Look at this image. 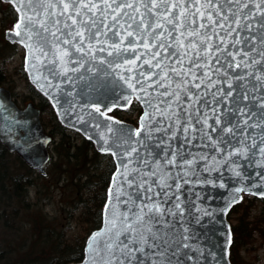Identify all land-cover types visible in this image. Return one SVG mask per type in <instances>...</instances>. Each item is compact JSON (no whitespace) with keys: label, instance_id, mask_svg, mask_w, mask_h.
<instances>
[{"label":"snow or ice","instance_id":"obj_1","mask_svg":"<svg viewBox=\"0 0 264 264\" xmlns=\"http://www.w3.org/2000/svg\"><path fill=\"white\" fill-rule=\"evenodd\" d=\"M16 9L9 35L45 95L86 85L80 122L89 108L119 125L107 113L121 100L144 105L139 127L106 125L114 136L101 150L117 168L84 264H199L187 225L209 213L182 189L250 168L264 198V0H16ZM110 90L107 104L88 95Z\"/></svg>","mask_w":264,"mask_h":264},{"label":"water","instance_id":"obj_2","mask_svg":"<svg viewBox=\"0 0 264 264\" xmlns=\"http://www.w3.org/2000/svg\"><path fill=\"white\" fill-rule=\"evenodd\" d=\"M1 1L10 2L17 12L16 0ZM17 22L18 18L15 24ZM13 30L14 26L12 29H9L5 32L6 39L11 43L17 42L21 44L18 42V38L9 35V33ZM24 49V69L31 84L49 99L58 117V120L64 126L79 131L85 138L89 139V137H91L89 140L94 143L98 151L103 152L101 150V145L104 143L105 138L114 136V133L107 132L106 125L112 124L114 129L120 127L135 129L139 127V120L143 114L144 105L139 103L134 96L132 97L131 102L137 101L142 108L137 124L121 120L107 113L109 117H112L114 120L120 122L119 125H116L113 124L112 121L107 120L105 117L100 116L99 113H95L93 109L89 108L84 109V112L91 111L93 116L90 117L88 115H84V122H80V120L77 119V115L82 114L81 105L85 104L87 96L82 97L77 93H79L82 89L87 93L88 89L86 85L83 83L77 84L75 90L65 85L64 89L55 96L52 95V90H48L49 95H45V90L41 89L33 81L32 77L26 70L27 50L25 47ZM120 90L121 89L119 85H116L115 92L118 94ZM69 91H73L74 94L72 96H68L67 92ZM128 94V92L124 93V95ZM88 95H91L94 100H103L104 103L107 104L110 103V99L108 98L113 95V92L110 90L106 93V96H102L99 92L92 91L88 93ZM130 104H127L125 101L121 100L120 105L115 108L124 109ZM72 106H74V110L68 111V109H70ZM101 111H105L103 106H101ZM94 124L98 125V127H93ZM51 140L52 136L44 128L41 120V109L37 107L32 101L28 102L25 107H20L13 99L11 90L5 86H0V141L6 146V148L11 152H16L28 165L45 174L46 165L49 162L51 156L49 151V143ZM113 158L116 166L112 173L111 179L117 168V157L113 156ZM241 171L244 173V175L242 177H236L226 168L221 169L223 183L225 185L224 188L219 187L221 182V173L213 172L211 174V178L215 180L216 186L210 184L194 183L186 185L182 189L183 198L186 201L195 202L202 209H206L209 213L208 215L202 216L199 223H196L194 219L190 218L191 222L189 225H187L192 229L196 236V239H194L192 243H198L199 247L203 251V255L199 258V264H232L229 258L230 247L227 244L229 229L232 239V229L227 218V211L236 202H229L232 200L233 196L243 197L245 194L258 195L253 193H259L262 190L260 186V177L255 175V172L257 171L256 169L243 168ZM204 176L207 177L208 174L205 173ZM254 182L257 183V187H252ZM110 184L111 180L109 186ZM237 187H245L246 189L250 188L251 191L235 193L234 189ZM197 194H199V200H197ZM194 214L200 215V213ZM102 226L103 223L99 228L94 229L88 236L84 247L83 259L77 262H71L69 264H84L87 242L92 233L100 229ZM195 255L196 254L193 253V256Z\"/></svg>","mask_w":264,"mask_h":264},{"label":"trees","instance_id":"obj_3","mask_svg":"<svg viewBox=\"0 0 264 264\" xmlns=\"http://www.w3.org/2000/svg\"><path fill=\"white\" fill-rule=\"evenodd\" d=\"M17 20V14L12 4L0 1V31L8 29ZM6 45L11 46L8 42ZM2 74L0 73V80ZM29 86L40 97L38 106L43 111L42 121L45 127L49 128V132L53 135L52 141V154L47 167L46 175L39 177L50 178L54 180L50 183L51 186H60L59 182L63 181V185H71L76 190L75 206L82 205V214L86 215L85 223H88L86 230L90 233L93 229L98 228L102 223L103 206L107 198V189L111 180L112 173L115 169V161L110 153L99 152L93 142L83 137L79 132L69 129L57 119L52 104L50 101L38 92L33 85ZM141 107L138 103L133 102L131 106L125 110L114 109L110 113L120 119L136 122V117L133 116L140 114ZM125 113L128 116L125 117ZM48 114H51L49 116ZM79 138V139H77ZM6 147L0 142V184L3 181L1 176L5 173L3 170L9 169L10 162L13 160ZM15 162L20 165L25 162L16 155ZM26 165V164H25ZM28 170L33 171L28 165ZM28 172V171H27ZM22 177H24L22 179ZM14 184L17 185L18 194H24L28 198L29 193L26 189L30 186L38 184L37 179L29 176L28 173L16 175ZM38 190V187L36 188ZM247 196L235 204H233L227 212V217L231 222L232 229V243L229 251V258L232 264H255V258L252 261L246 260L240 253L244 245L252 243L254 239V232L257 230L260 237L264 241V207L251 217L252 206L254 200L246 202ZM254 199H264L262 197L253 196ZM26 207L30 205V201H26ZM35 214V213H34ZM37 216L45 218L41 210H37L36 216L34 215L33 223H41L38 235L41 236L45 231L42 230L44 226L43 220L36 218ZM82 219V218H81ZM34 229V226H33ZM64 231L58 235L56 239L58 243L54 252L48 254L37 253V249L32 248L26 253L19 255L14 261L6 262V264H67L71 261H78L84 255V243L86 237H83L80 242L75 244L64 242ZM52 254V255H51ZM43 256V259H40ZM47 257V258H46ZM257 257V256H256ZM39 259V260H38ZM5 264V263H4Z\"/></svg>","mask_w":264,"mask_h":264},{"label":"rangeland","instance_id":"obj_4","mask_svg":"<svg viewBox=\"0 0 264 264\" xmlns=\"http://www.w3.org/2000/svg\"><path fill=\"white\" fill-rule=\"evenodd\" d=\"M5 42L7 41L5 30H3V32L0 31V73L2 74L0 85L18 92L16 98L20 104L25 105L28 101L39 102L40 97L30 88L24 71V48L18 44L9 46ZM23 97H25L24 101H22ZM48 115L51 116V114ZM124 116L127 117L128 113ZM135 117L136 114L133 118ZM15 157L16 155L12 154L11 166L3 170L5 173L1 176L3 184H0V264L14 261L20 253L22 255L35 247L37 253H46L48 257V254L51 251L53 253L56 248L58 243L56 237L63 231V241L73 244L89 235L86 230L88 223L84 222L87 217L82 214V205L75 206V198H78L76 190L68 184L61 186L63 181L59 182L58 187L51 186L53 176L42 179L34 170L31 173L26 167L27 164L20 165L15 162ZM23 173H28L38 182L36 186L26 189L29 193L28 198L24 197V194H18L16 192L18 187L14 184L15 176ZM37 187L38 190H36ZM250 200H254L250 212L252 217L264 207V199H254L252 195H247L246 202ZM26 201H30L27 207ZM37 210H41L46 215L45 218L36 217L42 219L47 225L42 228L45 232L41 238L38 231L42 221L35 224L32 222V217L36 216ZM253 237L252 243L244 245L240 253L248 261L255 258V264H264V241L257 230ZM43 258L41 256L40 259Z\"/></svg>","mask_w":264,"mask_h":264},{"label":"flooded vegetation","instance_id":"obj_5","mask_svg":"<svg viewBox=\"0 0 264 264\" xmlns=\"http://www.w3.org/2000/svg\"><path fill=\"white\" fill-rule=\"evenodd\" d=\"M18 94V92H16V91H13V95H14V97H15V99L17 100V102L19 103V100L16 98V95ZM24 99H25V97H23V100L22 101H24ZM29 102V101H28ZM20 104V103H19ZM21 106H24L23 104H20Z\"/></svg>","mask_w":264,"mask_h":264}]
</instances>
